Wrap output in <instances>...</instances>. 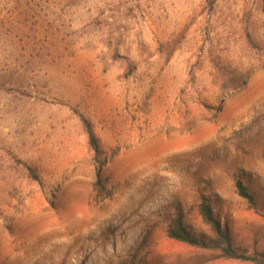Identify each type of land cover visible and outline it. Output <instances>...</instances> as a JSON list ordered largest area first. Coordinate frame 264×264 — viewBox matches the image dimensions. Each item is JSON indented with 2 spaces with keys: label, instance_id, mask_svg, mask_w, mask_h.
Returning <instances> with one entry per match:
<instances>
[{
  "label": "rangeland",
  "instance_id": "obj_1",
  "mask_svg": "<svg viewBox=\"0 0 264 264\" xmlns=\"http://www.w3.org/2000/svg\"><path fill=\"white\" fill-rule=\"evenodd\" d=\"M202 201L264 256V0H0V264H255Z\"/></svg>",
  "mask_w": 264,
  "mask_h": 264
},
{
  "label": "trees",
  "instance_id": "obj_2",
  "mask_svg": "<svg viewBox=\"0 0 264 264\" xmlns=\"http://www.w3.org/2000/svg\"><path fill=\"white\" fill-rule=\"evenodd\" d=\"M82 124L87 135L88 144L93 151L95 159V177H96V192L101 198H107L110 195V191L107 190L101 184V168L103 162L99 160L101 155L98 138L96 137L93 127L90 121L82 119ZM235 188L237 195L244 199L250 206L254 205V199L252 195L247 191V188L241 181H236ZM199 214L203 222L209 227L211 233L214 236L213 240L205 241L200 240L193 236L191 232L184 226L181 216L176 215L171 218L170 224L166 228V236L168 239L186 244L187 246L199 249H217L219 250V257L225 259H234L240 261L251 262L255 264H264V256L257 253H247L245 250L236 248L231 243L229 234L219 219L214 215L211 206L202 201L198 206Z\"/></svg>",
  "mask_w": 264,
  "mask_h": 264
}]
</instances>
